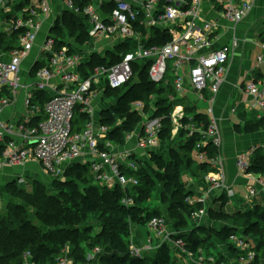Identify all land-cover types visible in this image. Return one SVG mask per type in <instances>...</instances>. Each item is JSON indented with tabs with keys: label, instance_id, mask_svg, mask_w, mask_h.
<instances>
[{
	"label": "built area",
	"instance_id": "2783aa9c",
	"mask_svg": "<svg viewBox=\"0 0 264 264\" xmlns=\"http://www.w3.org/2000/svg\"><path fill=\"white\" fill-rule=\"evenodd\" d=\"M210 1L221 7L225 20L237 24L251 11L256 0ZM51 2L0 0V111L12 106L19 108L17 122L0 120V165H23L32 160L48 175L57 176L69 164L80 162L89 164L102 184H119L123 189L134 186L136 179L121 173L120 165L136 169L132 156L147 154L159 146L161 118L126 134L125 145L133 137L134 145L114 152L112 143L106 138L109 128L99 122V111L106 103L102 97L106 87L113 90L123 87L133 77V63L148 60L150 81L156 84L166 81L169 71L178 96L184 95L187 82L196 98L208 103L207 124L197 130L201 140L193 150L194 160L207 162L211 168L203 177L209 191L222 190L228 197L233 195L226 184L222 134L213 114V104L224 82L230 51L237 47L238 40L234 38L229 45L219 48L212 46V34L217 24L204 17L203 0H61L60 11L55 10ZM66 14L82 24L87 34L84 42L67 36L63 38L64 43L58 44L54 28L63 26ZM42 30L43 38L38 42ZM152 37L158 40L149 43ZM95 42L100 45V50L95 49ZM36 45L38 49L34 51ZM119 46L128 52L118 51ZM259 49L256 62L263 67L262 77L246 82L243 90L251 97L252 108H258L259 118L264 120V38ZM111 53L119 60L92 63L93 54L106 57ZM29 57L31 64L22 68ZM39 92L47 95L43 101L39 100ZM132 104L135 110H144L142 101ZM148 108L154 110L152 104ZM76 111L85 116L79 131L73 129ZM171 114L175 132L178 126L181 127L182 106H176ZM187 128L190 133L195 130L191 123ZM100 140L104 141L103 148L99 147ZM207 144L216 149L214 157H208L202 150ZM255 148L239 155L236 167L243 174L256 177L264 186V180L258 178L264 173L248 172ZM257 193L253 187L248 189L249 198H254ZM197 201L206 200L202 196ZM121 202L130 205L132 198L126 196ZM206 215L207 209L203 206L193 211L190 218L197 223ZM146 227L157 240V247L166 243L172 250H183L190 256L183 239L168 230L164 217L150 218ZM227 241L240 252L236 259L239 264L254 260L253 244L245 235L233 233ZM147 248L150 250V245ZM143 251L130 243L131 256L142 257ZM99 252L98 247L89 249L83 264H91ZM195 255L190 258V264L215 262L202 249ZM23 264L37 263L26 252ZM56 264H74L67 247Z\"/></svg>",
	"mask_w": 264,
	"mask_h": 264
},
{
	"label": "trees",
	"instance_id": "16d2710c",
	"mask_svg": "<svg viewBox=\"0 0 264 264\" xmlns=\"http://www.w3.org/2000/svg\"><path fill=\"white\" fill-rule=\"evenodd\" d=\"M83 29L81 23H77L66 14L63 26L54 28V33L58 36L60 45L64 43L63 38L66 35H78L79 42H84L87 34ZM156 40L158 39L152 37L148 41L152 43ZM118 51H122L123 54L128 52L120 46ZM93 55V64L112 63L119 60L114 53L106 57ZM148 65V60L134 62L133 77L126 85L116 90L106 87L103 96L108 99L109 104L105 103L106 106H103L105 108L99 111V122L109 128L107 140L123 147L126 144L125 135L141 128L138 124L141 113L130 109V104L140 100L146 110L152 104L153 116L161 118V129L158 133V141L161 145L163 141H174L175 138L171 137L173 126L170 115L176 106L181 105L185 113L180 120L181 127L177 130L176 138H185L180 141L179 148L166 149L162 144L161 147L150 149L146 154L148 158L144 155H133L132 158L137 164L136 169L120 165L121 173L136 179V184L128 189H123L119 184L113 186L102 184L95 178L89 164L80 162L69 164L61 176L51 177L50 190L47 184L41 181H34L31 190L18 187L13 183L8 184L7 193L11 197H19L20 201L9 202L0 210V264H23V254L26 252L31 254L37 264H56V260L65 247L68 248V256L72 258L74 264H83L86 252L94 247H98L100 252L91 264H177L170 258L171 248L166 243L161 244L153 256L133 257L129 252L133 224L145 226L150 218L162 216L168 227L171 226L168 217L162 213L160 207L141 206L140 202L144 196H150L154 192H157L162 203L167 204L168 209L176 213L175 227L171 226V228L176 229L172 228L177 233L176 237L183 239L185 248L190 253L196 254L199 249H202L205 255L209 256V246L215 247L218 238L221 241H227L228 236L233 233H241L249 238L250 230L256 228V230L259 229L261 242L253 240L255 258L249 264L262 262L264 209L261 210L258 204L254 205L253 210L247 209V212L243 214L242 225L246 226L237 227L235 223L238 222V218L235 214L238 215V212L225 213L221 209L227 202L226 193L223 192L208 206L207 213L223 217L228 223L217 229L192 222L190 215L201 204L187 200L194 196V191L185 186L181 176L182 169L178 163L166 158L164 152L165 150L174 152L180 161L185 163L184 169L189 170L193 165L190 177L197 178L195 179L197 185L206 189L207 185L203 177L206 172L211 171V168L207 162H196L192 158V152L201 140V134L197 130L206 126L207 117L198 112L195 106L185 104L186 99L175 93L172 85L173 78L169 71L166 81L158 84L150 81L147 75ZM45 97L47 95L39 92L40 101H43ZM153 97L154 102H152ZM124 111L128 114L125 118L122 114ZM116 116L121 117L122 125L110 127ZM84 120L85 116L76 111L73 129L81 130ZM190 123L195 129L191 133L187 128ZM257 124L264 127V120L259 119ZM99 147H104L103 140H100ZM202 150L208 157H214L217 153L210 144ZM248 172L264 173V153L253 151ZM156 181L160 186L156 187ZM0 195L3 194L0 193ZM126 196L132 198V204L127 206L121 202ZM28 208L32 209V218L28 216ZM227 245L230 253L237 259L240 252L230 243L227 242ZM214 261L207 264H220L219 259Z\"/></svg>",
	"mask_w": 264,
	"mask_h": 264
},
{
	"label": "crops",
	"instance_id": "0c3cea01",
	"mask_svg": "<svg viewBox=\"0 0 264 264\" xmlns=\"http://www.w3.org/2000/svg\"><path fill=\"white\" fill-rule=\"evenodd\" d=\"M60 2L61 0H52L51 3L55 10L60 11V9H62L63 5ZM202 8L204 17L217 24V28L212 34V46L214 48L229 45L234 38L238 40L237 47L230 51L226 64L224 82L221 85L213 104V114L218 119L222 134L221 154L226 174V184L227 187L232 190L233 194L230 197L226 194L227 199L230 201L226 202V205L221 209L225 213H233L238 207L237 203L244 199L246 201H252L250 199H253L254 202L250 203L264 206L263 184H261L256 177L251 178L245 173L243 174V172H240L236 167V158L242 153H245L249 148L256 147L255 150L257 152L264 153V127L258 126L257 120L254 121V118L258 117V119H260V111L252 108L251 97L243 90V86L246 82L260 80L262 77L263 67L257 64L256 55L260 50L259 43L264 38V0H256L251 11L237 24H232L225 20L221 15V7L215 5L213 1L203 0ZM43 32L44 30L40 32L38 42L42 41ZM40 35H42V37H40ZM68 36L72 37L77 42L79 41L78 35ZM95 43V49L98 48L100 50V45H97V42ZM37 49L38 45H36L34 51ZM184 86L185 93L179 97H183V99L185 98V103L187 105H192L197 108L195 104H192L189 101V97L192 95L195 98V103L204 104V108H197V111L206 115V109L209 106L208 103L198 100L194 93L191 92L187 82ZM102 97L103 101L106 102V104H109L108 99L104 98V96ZM18 109V106H12L1 110L0 120L17 122L19 118ZM133 145L134 140H131L130 143L125 145L126 147H117L118 145H116L117 148L113 146L112 150L116 152L124 148H130ZM192 158L194 159V151L192 152ZM258 178L262 179V181L264 180L263 175L258 176ZM46 179L47 177L44 175L43 169L32 160H28L23 165H0V193L3 194L0 195V199L3 201V206L0 210L4 208L6 202H11L10 194L4 192L8 184L13 183L18 187L31 190L34 181H44ZM195 186H197V183H195ZM252 187L257 189L258 193L254 198H249L248 189ZM196 190L198 191L196 192ZM196 190H193L194 196L192 198L194 200L191 203H200L197 200L204 196L206 200L205 202H207L209 206L213 203L214 199L218 198L223 192H225L222 190L209 191L208 186L206 189H202V187L199 186ZM232 205L234 208L231 207ZM226 208H229V210L225 211ZM208 223L212 226L214 224V222H210V220ZM222 225L224 224L217 226V229ZM131 229V242L135 245L139 243L136 246L144 250L143 256H153L158 248L157 240L153 238L150 232L151 236H143L140 226L133 224ZM149 239L151 240V243H147ZM220 241L221 240L218 238L215 242L218 249L223 248L224 242ZM148 245H150V250H146L148 249ZM223 250L227 259H233L234 262L232 263L238 264L235 257H233L227 248ZM171 251L173 253L175 250L171 249ZM262 258L260 264H264V256Z\"/></svg>",
	"mask_w": 264,
	"mask_h": 264
},
{
	"label": "rangeland",
	"instance_id": "374dc122",
	"mask_svg": "<svg viewBox=\"0 0 264 264\" xmlns=\"http://www.w3.org/2000/svg\"><path fill=\"white\" fill-rule=\"evenodd\" d=\"M40 37H41V35H40ZM30 64H31V57H29L27 60H25L23 62V64H22L21 67L22 68H27ZM155 88H157V87H155ZM154 99L155 98L153 97L152 98V102H154ZM189 101L192 104H195L197 106V108H199V109H203L204 108V104L203 103H195V98L192 95L189 97ZM130 109H132V110L135 109L132 103L130 104ZM182 109H183V107H182ZM256 109L259 110L258 108H256ZM138 110L141 113L140 119L138 120L139 121L138 124H140V126L142 124H150L154 120L160 118V117L153 116V110L151 108H148V110H146V109H144V110L138 109ZM184 113L185 112H184V109H183V114ZM122 114H123V117L124 118L127 117V115H128L127 112L125 113V111ZM256 120L257 121L259 120L258 117L257 118H254V121H256ZM170 121H171V125L173 126L174 122L172 120V114L170 115ZM119 125H122V120H121V117L118 118L116 116V117L113 118V122H112V125H110V127H115V126H119ZM174 128H175V125H174L173 129ZM173 129H172L171 137H174L175 138L174 141H168V142L167 141H165V142L163 141L162 144L164 145L163 147H165L166 149L173 148V150H176L180 146V141L184 140L185 137L180 138V139L176 138V134L178 133L177 130L179 129V126H178V128H177V130L175 132H174ZM132 139L134 140L135 138L133 137ZM160 144H161V142H160ZM161 145H159L158 147H161ZM113 146L116 147V144L112 143V147ZM117 147H119V146H117ZM164 153H165L164 156L166 158H168L170 161L177 162L178 165H179V167L182 169L181 176H182V179L184 181L185 186H187L188 188L190 187L193 190H196L197 188H199L198 185L195 186V183H196L195 179L197 180V178L190 177L191 176V171L193 170V165H192L191 169H189V170L184 169L185 163L183 161H180V159L176 156V154L174 152L169 151V150H165ZM141 155H144V156H146V158H148V156L145 153H143ZM140 165L141 164H139V166ZM135 166L137 167V164H135ZM44 175L47 177V179L44 180L45 182L44 181H41V182L46 183L47 186H48L47 187L48 190H50L52 187H51V185H50L49 182L51 180V177H53V175H48L45 171H44ZM61 175H57V176H61ZM40 180H42V179H40ZM158 186H160V185L156 181V187H158ZM197 191L198 190H196V192ZM4 192L7 193L6 190H4ZM10 198H11L10 199L11 200V203L12 202H19L20 201V198L19 197H16V196H12ZM187 200H189V202H192L194 199L193 198H188ZM250 200H252V201H248V200L246 201L244 199V200H241L239 203H237V206L238 207L236 206L237 209L233 211V213L238 212L237 213L238 215L235 214V216H237V218H238L237 219L238 222L235 223V226H237V227H245L246 226V225L245 226L242 225L243 224V218H244L243 214H245L247 212V209H250V210L252 209L253 210L254 205H255L254 203H250V202H254V200L253 199H250ZM229 201L230 200L227 199V202H229ZM237 202H238V200H237ZM8 203L9 202H6V204H8ZM140 204L144 208H146V207H150V208L151 207H160L162 213L163 214H166V216L168 217V221L170 222V225L173 226V227H175L174 224L176 222V220H175L176 213H174L170 209H168L167 204H164V203L161 202V199L158 196L157 192L152 193L150 196H144V198H143L142 202H140ZM200 204H201V206L199 208L205 206L206 209H207L208 206H209V204L207 202H200ZM5 205H4V207H5ZM258 205H259V208L261 210L264 209V206H262L260 204H258ZM2 206H3V201L0 199V208ZM231 207L234 208L233 205ZM228 210H229V208H226L225 209V211H228ZM27 212L29 214L28 216L30 218H32L33 217L32 209L31 208H28L27 209ZM209 220H210V222H214L213 226L210 223H208ZM91 222L96 224V222H93V221H91ZM225 223H228V222H226L225 218H223V217L220 218L217 215H215L213 213L212 214H209V212H208L207 215L204 218L200 219L196 224L197 225H199V224L200 225H205V226L207 225L209 227L217 228V226H219L221 224H225ZM262 223H264V222L262 221ZM171 226L168 227V230H170V231L173 232V229L174 228L172 227L173 228L172 229ZM140 229L142 230L143 236H146V237L149 236V235L151 236V234L149 233V230L147 229V227H141L140 226ZM174 230H176V229H174ZM248 232H249V230H248ZM174 234L176 236L177 233H174ZM248 236H249L250 241L253 242V244H254V241L261 242V235H260L259 229L256 230V228H253L252 230H250ZM177 238H180V237H177ZM223 242H224V244H223V248L222 249H218L216 245H215V247L213 245H210L209 246V252H210L209 253V257H212L213 260L219 259L220 260V264H233L232 263V262H234L233 259H227L225 257V255H224V253H223V251H224L223 249H225V248L228 249L227 242L226 241H223ZM138 244L139 243H137L136 245H138ZM260 244H262V243H260ZM170 253H172L171 250H170ZM195 257H196V255L193 254V253H190V256H188L186 254V252L183 251V250H175V251H173L172 254H170V258L172 260L176 259L175 261H176L177 264H190L189 263L190 262V258H195Z\"/></svg>",
	"mask_w": 264,
	"mask_h": 264
}]
</instances>
